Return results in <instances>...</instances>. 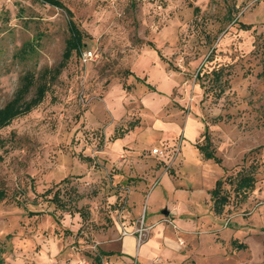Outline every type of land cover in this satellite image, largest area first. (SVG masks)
Masks as SVG:
<instances>
[{
    "label": "rangeland",
    "instance_id": "obj_1",
    "mask_svg": "<svg viewBox=\"0 0 264 264\" xmlns=\"http://www.w3.org/2000/svg\"><path fill=\"white\" fill-rule=\"evenodd\" d=\"M59 1L85 46L0 130L3 264H264V0ZM67 23L38 0H0V108L22 74L59 63Z\"/></svg>",
    "mask_w": 264,
    "mask_h": 264
},
{
    "label": "trees",
    "instance_id": "obj_2",
    "mask_svg": "<svg viewBox=\"0 0 264 264\" xmlns=\"http://www.w3.org/2000/svg\"><path fill=\"white\" fill-rule=\"evenodd\" d=\"M42 4H46L50 7L61 8L65 10L68 16L67 32L68 35L65 39L63 52L58 64L51 68H44L35 74L32 71H26L19 78V83L14 91L10 100H8L0 108V130L7 127L13 120L27 115L37 106H39L45 99L50 87L57 81L65 68L68 61L73 54H80L84 48L85 35L77 28L76 24L72 20V14L69 10L65 9L63 4L59 0H38ZM244 29H248L249 26L242 25ZM220 75L216 74L217 80ZM136 80L144 84L148 90L155 92V89L145 83V79L136 78ZM264 126V123H263ZM205 160H212L219 164L220 159L215 156L214 151L210 148V144H206L198 148ZM234 183V190L238 195H246L248 190L254 187V178L249 171L242 172L238 175L236 182ZM232 183V184H233ZM222 181H217L214 188L210 191V198L213 201L215 213L220 214L223 207L227 204L228 198L223 194ZM6 199L4 191L0 190V202ZM51 202L57 209H64L66 206L58 196L56 192L51 199ZM18 205H21L18 203ZM37 214V213H35ZM30 215H34L31 213ZM2 245L0 244V264H3L2 259ZM97 263H100V259H96Z\"/></svg>",
    "mask_w": 264,
    "mask_h": 264
},
{
    "label": "crops",
    "instance_id": "obj_3",
    "mask_svg": "<svg viewBox=\"0 0 264 264\" xmlns=\"http://www.w3.org/2000/svg\"><path fill=\"white\" fill-rule=\"evenodd\" d=\"M150 85V84H149ZM152 92V91H151ZM155 92H156V90H155ZM189 122V124H190V126H189V128H190V130H191V137H190V140L188 141V143H190L191 141H192V139L194 138V136L198 133V131H199V123L198 122H196V121H190V120H188L187 121V123ZM186 129H187V127H186ZM124 140V139H123ZM191 145V144H190ZM119 146H120V144H119ZM192 148V147H191ZM192 155H193V157H195V159L196 160H200L201 158H200V154H199V152H197V151H195V150H193V153H192ZM184 160V159H183ZM177 209H178V211H177V214H175V220L177 219V218H180V217H186V214H182L183 212H186V211H180V209H179V207H177ZM165 214V213H164ZM169 214V212H167V214L166 215H168ZM126 239H128V240H130L131 241V243L133 244L134 242H135V239L132 237V236H126V237H123L122 239H121V242L123 243V241H126ZM124 252V247H123V244H121V253H123Z\"/></svg>",
    "mask_w": 264,
    "mask_h": 264
},
{
    "label": "built area",
    "instance_id": "obj_4",
    "mask_svg": "<svg viewBox=\"0 0 264 264\" xmlns=\"http://www.w3.org/2000/svg\"><path fill=\"white\" fill-rule=\"evenodd\" d=\"M92 58H93V53L91 51L84 52L81 57L83 62H87ZM151 152L154 156L162 157L164 155V150L160 148H153ZM140 235H142V230L140 231ZM126 236H132V234L127 230H123L122 237H126Z\"/></svg>",
    "mask_w": 264,
    "mask_h": 264
},
{
    "label": "water",
    "instance_id": "obj_5",
    "mask_svg": "<svg viewBox=\"0 0 264 264\" xmlns=\"http://www.w3.org/2000/svg\"><path fill=\"white\" fill-rule=\"evenodd\" d=\"M165 214H167V212H164Z\"/></svg>",
    "mask_w": 264,
    "mask_h": 264
}]
</instances>
